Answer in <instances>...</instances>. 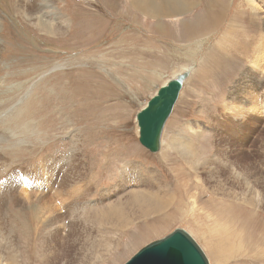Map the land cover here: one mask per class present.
<instances>
[{"label":"rangeland","instance_id":"rangeland-1","mask_svg":"<svg viewBox=\"0 0 264 264\" xmlns=\"http://www.w3.org/2000/svg\"><path fill=\"white\" fill-rule=\"evenodd\" d=\"M47 1L0 0V147L19 148L0 157L18 177L0 185V264H123L175 228L209 264H264V0L182 25L130 0ZM185 68L150 152L136 113Z\"/></svg>","mask_w":264,"mask_h":264},{"label":"water","instance_id":"water-1","mask_svg":"<svg viewBox=\"0 0 264 264\" xmlns=\"http://www.w3.org/2000/svg\"><path fill=\"white\" fill-rule=\"evenodd\" d=\"M189 72L185 68L161 84L136 113L138 140L150 152L160 149L165 123ZM123 264H209V260L191 234L175 228L142 246Z\"/></svg>","mask_w":264,"mask_h":264},{"label":"bare ground","instance_id":"bare-ground-1","mask_svg":"<svg viewBox=\"0 0 264 264\" xmlns=\"http://www.w3.org/2000/svg\"><path fill=\"white\" fill-rule=\"evenodd\" d=\"M31 3H33V5H30V6H32L31 8L32 9H36L35 8V6H39L38 8L39 9H41L42 8V6L44 7H49V2L47 1V0H31ZM30 3V4H31ZM130 3H131V5L133 6V8L134 9H138V10H140V12L141 11H145V12H147L149 15H153V16H155V17H159V16H163V15H174V14H177V13H179L180 11H182V10H184V9H186L188 6H189V2L187 1V0H130ZM194 27V26H193ZM196 34H197V32H196ZM263 42H264V40H263ZM262 47V46H261ZM264 48V47H263ZM257 49H258V47H257ZM256 49V50H257ZM260 49V48H259ZM0 50H1V47H0ZM264 50V49H263ZM259 52V50L257 51V53ZM262 52V51H261ZM254 54V53H253ZM263 54H264V52H263ZM254 57V56H253ZM257 57V56H256ZM262 57V56H261ZM263 58V57H262ZM257 60H258V58H257ZM256 60V61H257ZM262 61V60H261ZM258 62V61H257ZM1 104V103H0ZM26 105V104H25ZM29 106V105H28ZM25 107H27V106H25ZM6 108V107H5ZM14 108V107H13ZM24 108V107H23ZM30 108V107H29ZM40 110V109H39ZM27 111V110H26ZM24 113H25V111H24ZM28 113H29V110H28ZM31 113V112H30ZM27 114V113H26ZM1 115V114H0ZM25 116V115H24ZM27 116V115H26ZM13 118H15V117H13ZM25 118V117H24ZM12 119V118H11ZM1 120V119H0ZM9 120H10V117H9ZM13 120V119H12ZM25 120H27L26 118H25ZM31 120V119H30ZM18 121H20L19 119H18ZM14 122V121H13ZM12 122V123H13ZM10 123V122H9ZM16 123V122H15ZM24 123V122H23ZM1 124H2V122H1ZM0 124V125H1ZM14 124V123H13ZM22 124V123H21ZM4 125V124H3ZM16 125V127H18L17 126V123L15 124ZM25 125H26V123H25ZM29 125V124H28ZM5 126V125H4ZM8 126H10V125H8ZM6 127V126H5ZM15 127V128H16ZM8 128V127H7ZM11 128V127H10ZM23 128V127H22ZM31 128V127H30ZM2 130H4L3 128H2V126H1V128H0V132H2ZM21 131V130H20ZM19 132V131H18ZM4 133H6V132H4ZM5 135V134H4ZM8 135V134H7ZM1 136H3L2 135V133H1V135H0V137ZM10 136V135H9ZM0 141H1V139H0ZM10 141V140H9ZM2 143V142H1ZM10 143V142H9ZM9 147V146H8ZM17 147V146H16ZM26 149V148H25ZM19 150V148L17 149V148H15V147H12V148H7V149H5V148H3V147H0V157H3V154L4 153H7V154H10V153H12V154H14V152H17ZM3 153V154H2ZM24 153V152H23ZM6 159V158H5ZM9 160V159H8ZM10 161V160H9ZM10 162H8V161H5V162H1L0 161V172H3L4 173V171H3V169H6V170H12V172L11 173H6L5 174V176L4 177H2V178H0V185H10V184H14V182L16 183V181H14L13 182V180H17V178L18 177H16V174H15V171H16V169L15 168H9L10 167ZM1 165H2V168H1ZM14 165V164H13ZM132 166H134V165H132ZM124 172V171H123ZM18 175V174H17ZM122 175L123 176H125V174H123L122 173ZM19 176V175H18ZM26 176V175H25ZM3 178H6V179H4V181H3ZM19 178H20V181L22 182V177H20L19 176ZM35 179V178H34ZM142 178H140V177H138V180L140 181ZM19 180V179H18ZM31 180V179H30ZM126 180V177H125V179L123 180V181H125ZM137 180V179H136ZM123 181H121L120 183H123ZM138 181V182H139ZM142 181H144V180H142ZM141 182V181H140ZM28 184V183H27ZM33 184H36V186L38 185L39 186V184H38V182H37V180H36V182L35 183H33ZM26 185V184H25ZM24 185V186H25ZM41 186V185H40ZM28 187V186H27ZM43 188V187H42ZM21 189H23V188H21ZM104 190V189H103ZM103 190H101L102 192H101V194H104V191ZM138 190V189H137ZM43 192V191H42ZM106 193V192H105ZM132 196H134L135 197V199H137L138 197L141 199V200H145L146 198H145V196H143L142 194H140L138 191L137 192H134L133 194H132ZM151 198L152 197H148L145 201H147L148 199H150V202H152V200H151ZM102 199V198H101ZM105 199H106V197L104 198V201H105ZM103 201V202H104ZM84 202V201H83ZM91 202V201H90ZM82 203V202H81ZM89 203V202H88ZM100 203V202H99ZM76 205H77V203H75ZM84 204V203H83ZM82 204V205H83ZM101 204V203H100ZM79 205V204H78ZM86 204H84L83 206H80V207H84ZM92 205V204H91ZM76 207H78V206H76ZM85 207H87V206H85ZM75 208V207H74ZM102 209H105V208H102ZM154 213H156L155 211H154V209H150V212H149V214H154ZM164 237V236H163ZM162 238V237H161Z\"/></svg>","mask_w":264,"mask_h":264},{"label":"crops","instance_id":"crops-1","mask_svg":"<svg viewBox=\"0 0 264 264\" xmlns=\"http://www.w3.org/2000/svg\"><path fill=\"white\" fill-rule=\"evenodd\" d=\"M196 2H194L192 5L188 6L186 9L180 11L177 14L174 15H168V17H180V25H182L183 23H195L197 22V18L200 14H202L203 12H206L209 9V12L214 15L216 12V9H223L222 10V16L225 14V9H232L233 6V2L231 3V0H195ZM196 9H203L200 11H195ZM205 9V10H204ZM140 12V11H139ZM140 13L142 14H147L149 15L147 12L145 11H141ZM150 16V15H149ZM153 16V15H152ZM167 15H163V16H159V17H155V18H159L162 19L161 17H165ZM187 17L186 19L182 20L183 17ZM190 16V17H188ZM219 21L221 20V17L219 16ZM175 19V18H174ZM218 23L213 27L211 26L209 29H207V32L203 35H200V37L203 36H209V37H213L212 35L217 32L218 28H221L222 26L220 25L218 27ZM176 23H177V19H176ZM191 26V25H190ZM160 29L162 31H166L164 28H162V26H159ZM182 27V26H181ZM194 34V31H191ZM192 35V34H191ZM193 36V35H192ZM194 37V36H193Z\"/></svg>","mask_w":264,"mask_h":264}]
</instances>
